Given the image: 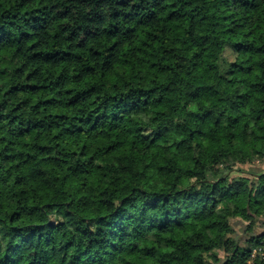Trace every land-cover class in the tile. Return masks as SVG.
<instances>
[{"label": "clouds", "instance_id": "9594fccd", "mask_svg": "<svg viewBox=\"0 0 264 264\" xmlns=\"http://www.w3.org/2000/svg\"><path fill=\"white\" fill-rule=\"evenodd\" d=\"M0 3L11 34L0 45V264H264V0H42L40 21L28 0ZM171 3L192 18L182 37L165 19ZM34 24L41 41L60 33L48 90L5 96L29 82L14 69L36 67L30 44H16ZM145 26L171 34L168 55L140 53ZM72 31L86 46L64 57ZM153 57L167 61L162 80L143 69ZM85 76L79 119L51 115Z\"/></svg>", "mask_w": 264, "mask_h": 264}, {"label": "trees", "instance_id": "16d2710c", "mask_svg": "<svg viewBox=\"0 0 264 264\" xmlns=\"http://www.w3.org/2000/svg\"><path fill=\"white\" fill-rule=\"evenodd\" d=\"M28 2L34 3L36 5V7H34L32 9V11L34 13H36L37 15L33 16L32 19L34 21H40L42 18L39 15V13L41 12V3L42 0H28ZM26 6V5H25ZM0 7H2V3H0ZM44 7H47V4H44ZM185 8H189L191 9V11L195 12V7L192 6V4L190 3H186L185 4ZM177 9L175 6V3H171L170 4V10L167 11V16H166V20L168 23L170 24H174L175 28H174V32L176 34V36L178 37H182L184 35V32L182 30V28L180 27L181 25V21L185 22V25H189L190 24V20L192 19L191 17H186L185 15H177ZM25 15H27V12H25ZM15 17H13L14 19ZM67 19V13H63L60 15V22H64ZM202 19H204V17H202ZM227 19V18H225ZM45 23H47V21H45ZM149 24L151 23V18H149ZM44 29V24H41L39 26V30L43 31ZM36 31H37V26L34 24L32 29H30L28 32H22L20 34V40L16 41V44L19 45L21 43V40L27 41L30 44L29 47V51L32 53L31 56L28 57V62L29 63H35L36 67L32 68L30 71L28 70V68L25 65H22L21 68H16L14 69V73H21V69H24V79L26 81H29L28 83H25L23 85L21 84H15V85H11V87L7 88L6 91H4L3 95L7 96L9 95V93H12L14 96L15 95H19V94H24L27 96L28 93H31L33 96L36 95H43L45 91L48 90V84H47V76L45 75V73H47L48 69L46 67H44V65L50 64L54 62V58L60 56V51L56 50L57 49V44L61 43L59 37H60V33L56 32V33H52L49 32L47 33V35H51L52 39L51 40H43L41 41L40 39H36L35 35H36ZM230 31V30H229ZM86 37L89 38V40H91L92 38L95 37V33L91 32V30L89 29H85L84 33H83ZM10 33L7 32L6 30H4L3 28H0V45L2 46H7L9 44V37H10ZM137 35V40L136 43L141 45V50L140 53L142 52H147L149 54V56L152 55V50L153 49H160L163 47V52L161 53L162 56H166L169 54V46L167 43H162V41H169L171 39V34H164L163 32H161V35H156L154 33H152L151 29L147 26L144 27V31L138 32L136 33ZM78 36H79V32L78 31H72L70 33L65 32V39L63 41V47L66 48H72V44L71 41L73 40H77L78 42L75 45V48L72 51H64V57H73V56H77L78 52L83 51V49L85 48V41L84 40H78ZM35 41V42H33ZM177 48L180 47L179 44L176 45ZM125 49L127 50V46H125ZM7 48L4 49V51H6ZM248 51V47L242 45V44H238L236 45V51ZM15 51L18 53L20 52V48L16 47ZM89 52H91V49H88ZM172 51L174 52L175 49H172ZM260 49L259 47L257 48V52H259ZM138 53V54H140ZM226 52L221 53V62H227L229 61V59L226 57L225 55ZM230 53V52H229ZM4 52L0 51V55H3ZM232 54L230 53V56ZM61 59H63V57H61ZM157 61L156 59L153 57L151 60V63L148 64H144L143 69L145 72H151L153 75H155L156 72H160L161 73V80L164 78L165 75V68L167 67V61L165 60L164 62V66L161 68H157L156 67ZM238 66L233 62L231 64V68L236 69ZM57 73H59V68L56 69ZM7 72V68H3L0 69V76L3 75V73ZM239 72L240 73H252L253 69L251 67L244 69V68H239ZM170 75V73H168ZM237 73H234L232 71H229L228 73H226V75L228 76H233L236 75ZM257 75L261 74L259 69L256 70ZM41 76H43L45 82L44 83H36V81L38 79L41 78ZM151 79V77H150ZM90 79L88 76H85L83 83L80 86L79 91L74 90V88H66V92H68L69 95V101L68 104L65 106V110L62 111H57L56 107L53 106L52 111H51V115L54 116H59L60 119H79L77 117H73L71 115L72 111L74 108H76L78 106V104L82 101H77L76 104L73 103V100H75L77 97H79L81 95V93L85 92L86 89L84 88V84L89 83ZM10 83V81H9ZM157 83H160V80L157 81ZM246 95V94H244ZM90 99H94V98H90ZM50 101L49 99H45L42 104L43 105H49ZM17 108H19V105H17ZM41 110L43 111V106H41ZM13 111H16V109H13ZM16 118L13 117V120H15ZM12 121H10L11 123ZM20 124H24V121H20ZM38 125L33 124L32 128H28V127H22L18 133V135L20 137H24L26 135H29L31 131L35 130L37 128ZM77 131H80L82 133V129L78 128ZM53 138H55V136H53ZM46 145L41 144L39 146V151H41L42 153H44L46 155L45 149H46ZM81 148H84V145L81 144ZM83 154V153H82ZM20 155H31V153H26V152H21ZM73 155H75V152L73 153ZM90 158V156H89ZM5 160L9 159V156H5L4 157ZM101 181V177L100 175H96L94 176L91 180L90 183H94V184H99ZM17 183H19V181H17ZM46 207H48V205H45ZM15 215V214H13ZM113 215H115V213H113ZM101 219H103V217H101ZM50 224L54 223V221H49Z\"/></svg>", "mask_w": 264, "mask_h": 264}, {"label": "rangeland", "instance_id": "374dc122", "mask_svg": "<svg viewBox=\"0 0 264 264\" xmlns=\"http://www.w3.org/2000/svg\"><path fill=\"white\" fill-rule=\"evenodd\" d=\"M226 57L230 60L231 59V56H230V53L229 52H226L225 53Z\"/></svg>", "mask_w": 264, "mask_h": 264}]
</instances>
